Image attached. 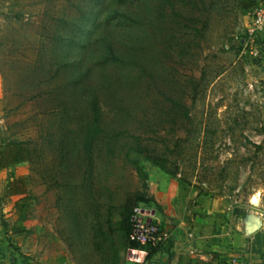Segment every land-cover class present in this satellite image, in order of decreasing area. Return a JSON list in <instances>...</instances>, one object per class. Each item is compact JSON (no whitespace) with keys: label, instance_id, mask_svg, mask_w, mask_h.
Wrapping results in <instances>:
<instances>
[{"label":"rangeland","instance_id":"obj_1","mask_svg":"<svg viewBox=\"0 0 264 264\" xmlns=\"http://www.w3.org/2000/svg\"><path fill=\"white\" fill-rule=\"evenodd\" d=\"M258 16L264 0H0V151H29L0 168L23 180L16 205L54 219L93 182L87 215L119 247L107 264L150 251L128 240L137 210L217 197L264 218Z\"/></svg>","mask_w":264,"mask_h":264},{"label":"crops","instance_id":"obj_2","mask_svg":"<svg viewBox=\"0 0 264 264\" xmlns=\"http://www.w3.org/2000/svg\"><path fill=\"white\" fill-rule=\"evenodd\" d=\"M12 166L0 164L1 169ZM14 181L0 180V263L107 264L112 259L109 252L118 254V245L106 237L111 233L109 224H92L87 215L101 208L94 201L99 193L94 191L93 182L72 188L69 205L61 200L53 204L56 217L42 216L41 222L30 217L28 199L16 205L23 196L13 194ZM193 201L164 210L162 215L151 212L159 225L172 232V239L160 249L138 251L135 256L141 259L132 264H227L233 255L249 264H264V218L256 217L260 229L249 235L245 224L248 216L242 218L227 210L220 198ZM67 214L71 216L69 223ZM68 225L71 248L67 246Z\"/></svg>","mask_w":264,"mask_h":264},{"label":"built area","instance_id":"obj_3","mask_svg":"<svg viewBox=\"0 0 264 264\" xmlns=\"http://www.w3.org/2000/svg\"><path fill=\"white\" fill-rule=\"evenodd\" d=\"M264 19L258 16L256 25L263 26ZM172 239V232L159 225L152 213L145 211H136L131 220L128 240L130 243L147 247L150 250L160 249L168 244ZM3 264V263H0ZM14 264V263H9ZM227 264H249L239 255H233L229 258Z\"/></svg>","mask_w":264,"mask_h":264},{"label":"trees","instance_id":"obj_4","mask_svg":"<svg viewBox=\"0 0 264 264\" xmlns=\"http://www.w3.org/2000/svg\"><path fill=\"white\" fill-rule=\"evenodd\" d=\"M249 4H245L242 6V8H249ZM111 17L105 18L103 20V23L106 21L109 22ZM113 19V18H112ZM111 19V20H112ZM29 160V151L25 147H18L11 146V147H5L4 150L0 151V164L4 165H17L22 162H26ZM19 183H23V180L20 179L18 182L15 180L13 185V194L15 196H23L25 194V188L21 189L18 187ZM236 214L242 218L246 217V214L241 211H236Z\"/></svg>","mask_w":264,"mask_h":264},{"label":"water","instance_id":"obj_5","mask_svg":"<svg viewBox=\"0 0 264 264\" xmlns=\"http://www.w3.org/2000/svg\"><path fill=\"white\" fill-rule=\"evenodd\" d=\"M245 224H246V231L249 235L258 231L261 226L260 219L252 216L247 217Z\"/></svg>","mask_w":264,"mask_h":264},{"label":"clouds","instance_id":"obj_6","mask_svg":"<svg viewBox=\"0 0 264 264\" xmlns=\"http://www.w3.org/2000/svg\"><path fill=\"white\" fill-rule=\"evenodd\" d=\"M257 195H259V193H257Z\"/></svg>","mask_w":264,"mask_h":264}]
</instances>
